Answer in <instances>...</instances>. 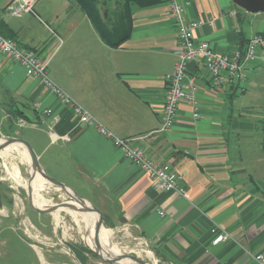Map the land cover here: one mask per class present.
Here are the masks:
<instances>
[{
	"label": "crops",
	"instance_id": "0c3cea01",
	"mask_svg": "<svg viewBox=\"0 0 264 264\" xmlns=\"http://www.w3.org/2000/svg\"><path fill=\"white\" fill-rule=\"evenodd\" d=\"M12 1L0 0V22L10 39L39 52L51 79L115 135L181 173L186 194L158 188L110 137L80 122L40 78L0 51L3 134L30 142L47 174L99 207L114 228L147 240L167 262L256 264L251 254L264 252V118L251 116L264 108V53L247 63L246 80L221 86L201 63H190L201 117L182 102L173 127L162 131L166 75L175 69L179 45L169 0L148 6L100 0L96 17L80 0H37L33 13L14 16L6 9ZM189 1L187 17L203 21L197 39L218 53L244 50L251 37L264 34V12H249L234 0ZM17 109L26 115L25 126L17 122L22 116H13ZM1 185L0 247L7 251L0 248V264H82L74 252L49 247L4 215L14 203ZM31 208L43 239H53L45 220L52 213ZM216 226L231 238L214 244ZM12 254L19 260L12 262Z\"/></svg>",
	"mask_w": 264,
	"mask_h": 264
},
{
	"label": "built area",
	"instance_id": "2783aa9c",
	"mask_svg": "<svg viewBox=\"0 0 264 264\" xmlns=\"http://www.w3.org/2000/svg\"><path fill=\"white\" fill-rule=\"evenodd\" d=\"M37 0H14L8 3L6 9L14 16L25 13H33ZM189 0H169V8L174 18L177 29L179 45L176 50L178 61L172 73L166 75V94L163 104L162 131H169L175 124L180 104L187 102L192 106L195 118H200L199 103L197 101L198 84L194 75L189 73V65L199 62L213 75L215 86L223 85L227 80H246L249 69L247 63L255 60L264 53V34H256L248 41L244 50H236L231 54H221L214 50L206 40H198L195 30L202 24V20L189 19L186 9L190 5ZM0 51L8 54L15 61L24 65L29 76L38 77L45 86L52 90L62 103L71 107L80 122L95 127L98 132L110 137L114 143L122 149L124 154L137 166L146 172L156 186L162 190H174L181 195L186 194V189L180 185L183 175L177 171L155 162L147 152L137 146H133L129 139L115 135L96 116H94L82 103L62 89L51 79L48 73V61L42 55L30 49H22L18 43L6 37L0 32ZM39 106V104H36ZM45 113L51 115L53 110L47 108ZM59 116L54 115L51 123L53 136L56 133L53 127L58 122ZM18 124L25 126V117L18 118ZM163 215L164 211H160ZM216 236L214 244L231 238V234L219 226L214 227ZM256 264H264V252L257 251L251 254Z\"/></svg>",
	"mask_w": 264,
	"mask_h": 264
},
{
	"label": "rangeland",
	"instance_id": "374dc122",
	"mask_svg": "<svg viewBox=\"0 0 264 264\" xmlns=\"http://www.w3.org/2000/svg\"><path fill=\"white\" fill-rule=\"evenodd\" d=\"M246 97H248V95H246L245 98ZM258 98L259 97H257V99ZM263 98L264 95H262L260 99ZM257 110L258 111L253 112L251 117L254 120H257L258 118H264V108H258ZM1 129L0 138H3L6 135L3 134ZM24 130L25 129L19 127L18 133L21 136H25ZM16 147L17 146L14 145L10 150H8L6 155L0 152V184H2L1 186L3 188L6 200H11V202L14 203L12 207L4 208L2 213L4 215L14 217L17 225L20 227L23 233L33 237L34 239L37 238L40 241L48 243L47 245L49 247H60L69 252L73 257L74 253L77 255L76 251H81L80 253H83V256L86 258L85 261H82V259L77 255L82 264H126L122 260L107 261V258L114 257V255L111 253L100 254L102 256L101 258L86 244L88 242L84 240L86 230H84L85 223L82 218V212L78 209L75 210L71 208H62L52 212V214L47 216L45 219L47 221L46 231L53 232L55 230V234L53 239H43L41 231L33 223V220L35 219V212L31 208L27 191V187L30 186V182H28L30 178V173L28 171L30 163L22 152L24 148ZM24 183H28V185H24ZM32 188L35 198L46 203L47 205L59 203L61 201L72 200V197L64 189L57 188L46 180L45 183H40L38 181L34 182V187ZM79 192L82 194L81 191ZM106 222L104 221V225L106 227L103 226L102 229H108L111 236H104V238H102L104 242L120 247L122 253L133 254L139 259L145 261L146 264H171L167 262V260L163 259L162 255H160L159 252L140 235L132 231L125 230L121 227H108ZM92 225L96 227L97 220L93 219ZM10 246L7 248H11ZM0 248L3 252L7 251V249L3 248L2 246ZM14 249L19 251V248L15 245H13L12 250ZM85 250H87V252ZM146 251L151 253L152 257H148ZM12 255V262H15L14 260H19L16 258V255ZM126 259L133 263L141 264L131 258Z\"/></svg>",
	"mask_w": 264,
	"mask_h": 264
},
{
	"label": "water",
	"instance_id": "95a60500",
	"mask_svg": "<svg viewBox=\"0 0 264 264\" xmlns=\"http://www.w3.org/2000/svg\"><path fill=\"white\" fill-rule=\"evenodd\" d=\"M234 2L249 12H264V0H234ZM0 139L2 140L0 142V151L5 149L6 147H8L10 145H13V144L20 145L26 149V151L28 152V154L30 156V165H29V169H28V171L30 173L29 182H31L34 179L35 174L37 172H40V173H42V175L46 178V180L51 185H53L57 188L64 189L72 197L71 201H61L59 203H54L51 205H46L44 207H39L33 203L34 191H33L32 186H29V187H27V191H28V196H29L30 203L32 204V206L37 211H39L41 213H43V212L44 213H47V212L52 213V212L59 210V209H62V208H71V209H75V210L79 209L82 211H90V212H94V213L98 214L99 219H98L97 225L95 227V238H96V243H98V246H100L99 234H100L102 227L104 226V215H103V212L101 211V209L99 207L91 204V203H90V205H87L86 204L87 200L80 197L70 186H68L64 182H61V181L54 179L49 174H47L42 169V167L40 165L39 158H38V155H37L35 149L31 145V143L28 142L26 139L21 138V137H15V136H4L3 138H0ZM73 200L76 201L80 205V207L76 203H73L72 202ZM92 250L102 258V256L96 250H94V249H92ZM123 258H131V259H133V260H135L141 264H146L145 261L139 259L135 255L130 254V253H121V254H118L114 257H109L106 260L107 261H120ZM103 259H105V258H103Z\"/></svg>",
	"mask_w": 264,
	"mask_h": 264
},
{
	"label": "bare ground",
	"instance_id": "6f19581e",
	"mask_svg": "<svg viewBox=\"0 0 264 264\" xmlns=\"http://www.w3.org/2000/svg\"><path fill=\"white\" fill-rule=\"evenodd\" d=\"M1 141L2 140L0 139V142ZM14 145L17 146L16 148L22 147L20 145L13 144V145H10V146L6 147L5 149L1 150L0 152L6 155L8 153V150H10ZM22 152H23L24 156L26 157V159L28 160V162L30 163V156H29L28 152L26 151V149L24 148ZM45 180H46V178L42 175V173L37 172L35 174L34 179L30 182V186L34 187V182H36V181H38L40 183H45ZM21 184H23V183H21ZM24 185H28V183H24ZM33 202H34V204H36V205H38L40 207H44V206L47 205L46 203L36 199L35 196H34ZM73 203H76L80 207V205L76 201L73 200ZM80 211L82 212V218H83L84 223H85L84 230L85 229L86 230H85L84 240H86L88 242L86 244L90 248L96 250L99 254L111 253L114 256H116L118 254H121L122 251L118 250V248H117L118 246L112 245L110 243H106V242L103 241V242H99L100 246H98V243H96V238H95V227L92 225V220L95 219L98 222V217L96 216V214L94 212H90V211L85 212V211H82V210H80ZM81 227H82V225H81ZM104 236L105 237L111 236L110 231L108 229H102L100 231L99 239L104 238ZM147 254H148V257H150V256L152 257L151 253L147 252ZM122 261L125 262L126 264H136V263H133L131 261H128L126 258H123Z\"/></svg>",
	"mask_w": 264,
	"mask_h": 264
},
{
	"label": "trees",
	"instance_id": "16d2710c",
	"mask_svg": "<svg viewBox=\"0 0 264 264\" xmlns=\"http://www.w3.org/2000/svg\"><path fill=\"white\" fill-rule=\"evenodd\" d=\"M80 1L83 3L84 7L90 12V15L96 17V15L94 13H96L98 11V2L100 0H80ZM121 1L127 3L128 5L130 3H132V2H136V3H138L141 6H148V5H151V4L155 3V2H158L160 0H121ZM127 12H128V14L130 15V18H131V12H130V8L129 7H128V11ZM96 22H97V24H100V26H102V23L100 21H97V18H96ZM0 32L3 35H5L6 37H9V34L4 30V26H3L2 22H0ZM126 36H128V35H126ZM13 116L14 117H18V116H22L23 117V116H26V115H25V113L23 111H20V110L17 109L15 111H13ZM106 225H108V227H114V225L110 224L108 221L106 222ZM99 242H103V240L99 239ZM117 248H118V250L122 251L120 249V247H117ZM85 251L87 252V250H85ZM80 252L76 251L77 255L82 259V261H85V259H86L85 256H83V253H80Z\"/></svg>",
	"mask_w": 264,
	"mask_h": 264
}]
</instances>
